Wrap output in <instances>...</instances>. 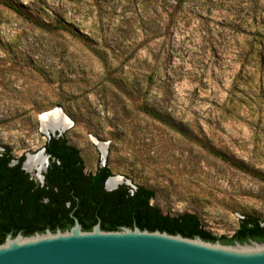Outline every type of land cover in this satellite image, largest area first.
Listing matches in <instances>:
<instances>
[{
	"label": "rangeland",
	"instance_id": "1",
	"mask_svg": "<svg viewBox=\"0 0 264 264\" xmlns=\"http://www.w3.org/2000/svg\"><path fill=\"white\" fill-rule=\"evenodd\" d=\"M2 1L0 39L28 62L52 65L61 80L47 82L24 64L1 79L0 144L14 156L44 149L37 116L60 101L73 118L63 136L86 172L106 165L119 178L114 188H151L163 213H195L216 236L233 234L244 213L264 220V0H186L179 11L176 0H4L71 23L104 45L106 63ZM145 100L242 169L148 117Z\"/></svg>",
	"mask_w": 264,
	"mask_h": 264
},
{
	"label": "trees",
	"instance_id": "2",
	"mask_svg": "<svg viewBox=\"0 0 264 264\" xmlns=\"http://www.w3.org/2000/svg\"><path fill=\"white\" fill-rule=\"evenodd\" d=\"M184 1L186 0H176V10L179 11V5ZM2 4L43 33L54 37L66 34L83 41L94 55L106 63L105 56L103 58L104 45L95 46L91 38L81 34L71 23L61 18L43 20L8 1L3 0ZM19 64L30 66L38 77L47 82H61L58 79L59 71L52 65L45 67L28 62V57L17 52L15 46L0 39V81L3 82L1 79L6 75L9 77L12 68ZM132 90L129 87V91ZM53 105L63 107L60 101ZM141 109L151 119L197 144L212 156L242 169L239 161L216 149L204 136L190 130L182 122L156 110L147 100ZM68 117L71 119V116ZM43 148L49 162L43 173V182L40 183L21 167L24 156L16 157L8 145L0 144V243L9 233L12 236L19 232L31 235L46 229H69L74 224V217L83 230H90L98 222L100 228L107 231L118 230L122 226H137L140 229L166 231L184 237L199 236L206 241L219 240L223 244L249 240L264 242V220L254 214L244 213L230 236H216L203 228L195 213H163L150 202L155 197L151 188L143 185L131 188L122 183L112 190H106L104 182L111 176L110 169L103 165L92 172H86L79 150L63 134L49 135Z\"/></svg>",
	"mask_w": 264,
	"mask_h": 264
},
{
	"label": "water",
	"instance_id": "3",
	"mask_svg": "<svg viewBox=\"0 0 264 264\" xmlns=\"http://www.w3.org/2000/svg\"><path fill=\"white\" fill-rule=\"evenodd\" d=\"M49 114L56 118L64 116L69 125L64 127L56 120L47 122ZM37 119L40 130L48 136H61L72 125L60 107L41 112ZM39 153L48 158L44 149ZM25 160L21 167L42 183L48 163L41 177L35 178L24 167ZM109 178L104 182L106 190L114 189L106 187ZM0 264H264V242L223 244L219 240L206 241L199 236L184 237L137 226L107 231L98 222L90 230H83L74 217L69 229H46L31 235L7 234L0 243Z\"/></svg>",
	"mask_w": 264,
	"mask_h": 264
},
{
	"label": "bare ground",
	"instance_id": "4",
	"mask_svg": "<svg viewBox=\"0 0 264 264\" xmlns=\"http://www.w3.org/2000/svg\"><path fill=\"white\" fill-rule=\"evenodd\" d=\"M56 117L57 116H55L54 114H49V118H47L46 121L48 122L50 120V121L53 122V121L56 120L59 123H62L64 125V127L69 125V121L64 116L60 115L61 118H56ZM96 143L101 149H103V144H100L98 142H96ZM45 159H46V157L43 154H41V153L36 154V155H28L26 157V160H25V163H24V167L28 171H32V169H35L36 170V171H34L35 178H40L41 177V173H42V171L45 168V161H46ZM39 171H41V173H38ZM118 182H119V178L110 177L107 180V182H106V187L107 188H112Z\"/></svg>",
	"mask_w": 264,
	"mask_h": 264
}]
</instances>
